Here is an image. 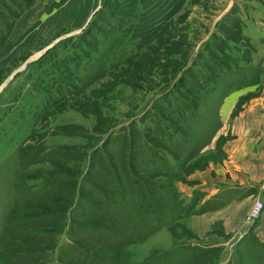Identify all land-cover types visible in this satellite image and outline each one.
<instances>
[{
    "label": "rangeland",
    "instance_id": "obj_1",
    "mask_svg": "<svg viewBox=\"0 0 264 264\" xmlns=\"http://www.w3.org/2000/svg\"><path fill=\"white\" fill-rule=\"evenodd\" d=\"M263 75L264 0H0V264H264L189 228Z\"/></svg>",
    "mask_w": 264,
    "mask_h": 264
},
{
    "label": "crops",
    "instance_id": "obj_2",
    "mask_svg": "<svg viewBox=\"0 0 264 264\" xmlns=\"http://www.w3.org/2000/svg\"><path fill=\"white\" fill-rule=\"evenodd\" d=\"M261 79L264 83V75ZM258 90L260 95L244 106L232 126L223 127L235 136L227 144L225 166L217 169L215 177L192 176L201 182L196 192L202 199L199 214L189 218V228L198 237L223 240L221 245L251 234L264 249V213L255 223H246L255 201H264V86ZM246 91L242 89L234 100L238 102Z\"/></svg>",
    "mask_w": 264,
    "mask_h": 264
},
{
    "label": "built area",
    "instance_id": "obj_3",
    "mask_svg": "<svg viewBox=\"0 0 264 264\" xmlns=\"http://www.w3.org/2000/svg\"><path fill=\"white\" fill-rule=\"evenodd\" d=\"M263 211H264V202L257 201L249 212L250 214L247 217V223L251 225L256 221H258L261 218L262 214L264 213Z\"/></svg>",
    "mask_w": 264,
    "mask_h": 264
},
{
    "label": "trees",
    "instance_id": "obj_4",
    "mask_svg": "<svg viewBox=\"0 0 264 264\" xmlns=\"http://www.w3.org/2000/svg\"><path fill=\"white\" fill-rule=\"evenodd\" d=\"M129 1H133L134 3L136 2V0H129ZM219 66H216V69L218 68ZM185 73H187V70H186V72ZM236 74H233V77L231 78V80H233L232 82H231V84L232 83H234V84H237V86H246L247 84H250V83H252V82H254V81H256L257 79V75H255V76H252V77H250V76H248L246 73H243V75H242V79H243V81H242V83H238V82H240L239 80V78L238 79H235L236 78ZM248 76V77H247ZM49 227H50V225H49Z\"/></svg>",
    "mask_w": 264,
    "mask_h": 264
},
{
    "label": "water",
    "instance_id": "obj_5",
    "mask_svg": "<svg viewBox=\"0 0 264 264\" xmlns=\"http://www.w3.org/2000/svg\"><path fill=\"white\" fill-rule=\"evenodd\" d=\"M61 40H62V39H59L56 43H53V45H52L51 47L46 48V49H45L44 51H42L40 54H38L37 56H35V57L32 58L31 60L27 61L22 69L26 68L30 63H33V62L37 61L38 59H40L41 57H43L45 53H47L49 50H51V49H52V48H53V47H54L59 41H61ZM19 72H21V70L17 71V72L13 75V77H15V75H17ZM13 77H12V78H13ZM5 86H6V84H4V85L1 87L0 92L4 89Z\"/></svg>",
    "mask_w": 264,
    "mask_h": 264
}]
</instances>
